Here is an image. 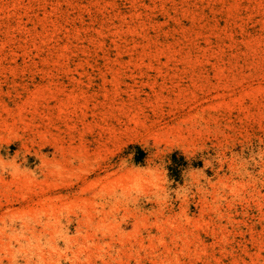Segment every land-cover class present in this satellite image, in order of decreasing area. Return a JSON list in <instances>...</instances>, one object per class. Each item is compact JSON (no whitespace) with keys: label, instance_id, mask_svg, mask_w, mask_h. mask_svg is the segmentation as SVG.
<instances>
[{"label":"rangeland","instance_id":"1","mask_svg":"<svg viewBox=\"0 0 264 264\" xmlns=\"http://www.w3.org/2000/svg\"><path fill=\"white\" fill-rule=\"evenodd\" d=\"M0 264H264V0H0Z\"/></svg>","mask_w":264,"mask_h":264}]
</instances>
